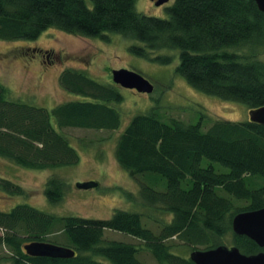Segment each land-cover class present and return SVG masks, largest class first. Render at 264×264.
Listing matches in <instances>:
<instances>
[{"label": "trees", "instance_id": "16d2710c", "mask_svg": "<svg viewBox=\"0 0 264 264\" xmlns=\"http://www.w3.org/2000/svg\"><path fill=\"white\" fill-rule=\"evenodd\" d=\"M136 2L0 0V38L34 39L52 25L89 36L119 31L144 43L130 44L132 51L161 62H169L171 53L158 51L178 49L176 71L198 88L247 102L251 109L264 105V59L259 51L264 44V11L256 0H175L168 16L142 12ZM244 47L245 53L240 51ZM60 79L66 88L91 99L58 102L50 110L12 98L0 80L1 156L33 168L75 164L81 153L60 128L120 127L123 119L116 103L124 97L116 85L79 68L67 67ZM161 107L133 115L116 144V157L140 181L144 202L168 212L155 220L157 230L138 210L116 207L109 217L56 215L21 201L10 210L0 209V244L13 249L16 264H147L140 257L142 249L158 264H196L191 253L175 247L210 248L228 243L229 234L231 244L244 252L264 250L232 228L237 212L264 206V123L250 117H218L206 124L203 117L164 119ZM46 186L48 198L57 202L67 185L50 175ZM0 188L26 193L20 182L2 175ZM107 228L140 241L106 239ZM52 231L61 239L48 238ZM36 239L55 241L76 253L31 255L23 245Z\"/></svg>", "mask_w": 264, "mask_h": 264}, {"label": "rangeland", "instance_id": "374dc122", "mask_svg": "<svg viewBox=\"0 0 264 264\" xmlns=\"http://www.w3.org/2000/svg\"><path fill=\"white\" fill-rule=\"evenodd\" d=\"M174 1L158 3L155 0H137L136 7L147 14L168 16V7ZM106 34L105 37L89 36L52 25L34 39L0 38V80L9 87L12 98L42 105L50 110L58 102L91 99L80 92L71 91L61 83V73L67 67L85 70L103 83L111 82L124 97L120 103H116L123 119L117 129L71 125L62 129L59 127L81 153L75 164L33 168L0 155V175L10 177L26 187L25 194H13L0 188V209L10 210L22 201L56 215L109 217L116 207H121L142 211L145 221L157 230L158 223L155 220L161 221L168 212L159 204L155 206L144 202L140 181L116 157L117 138L133 115L161 105L164 119H168L167 115L192 121L203 117L204 124L218 117L231 120L249 119L251 108L247 102L209 93L178 73V49H162L165 53L158 51L161 55L171 53L169 62H161L152 56L147 57L131 50L130 44H144L141 40L125 36L119 31H108ZM260 48V57L264 59V44ZM246 50L248 49L244 47L240 51L245 53ZM120 66L142 72L156 85L153 91H139L116 83L112 69ZM53 120L55 122L54 117ZM50 175L63 178L67 185L63 198L57 202L51 201L45 190L46 180ZM83 180H96L100 184L89 188L78 187L76 183ZM1 232L3 230L0 227V234ZM52 233L48 238L61 239L55 231ZM104 236L106 239L119 238L136 243L140 241V238L118 229L107 228ZM231 238L232 234H229V244L233 242ZM175 249L185 254L191 252L188 247L176 246ZM13 252L10 246L1 242L0 264H16L11 258ZM140 257L147 264H158L147 249L141 250Z\"/></svg>", "mask_w": 264, "mask_h": 264}, {"label": "water", "instance_id": "95a60500", "mask_svg": "<svg viewBox=\"0 0 264 264\" xmlns=\"http://www.w3.org/2000/svg\"><path fill=\"white\" fill-rule=\"evenodd\" d=\"M166 0H158L163 2ZM259 8L264 11V0H256ZM113 80L122 84L124 87L136 88L139 91L152 92L154 83L142 72L134 69L120 68L112 69ZM250 119L264 123V105L252 108L250 110ZM80 188H89L97 186L96 180L78 181ZM232 228L238 234H246L256 240L260 246H264V206L249 210L239 211L233 216ZM24 249L31 255L53 256V257H71L76 251L74 248L55 243L48 240H32L24 244ZM190 258L196 264H264V250L254 253H247L240 249L236 244L222 243L210 248H195L190 252Z\"/></svg>", "mask_w": 264, "mask_h": 264}, {"label": "flooded vegetation", "instance_id": "af4514ba", "mask_svg": "<svg viewBox=\"0 0 264 264\" xmlns=\"http://www.w3.org/2000/svg\"><path fill=\"white\" fill-rule=\"evenodd\" d=\"M155 1H157V0H155Z\"/></svg>", "mask_w": 264, "mask_h": 264}]
</instances>
